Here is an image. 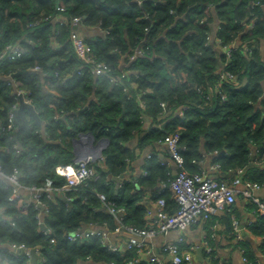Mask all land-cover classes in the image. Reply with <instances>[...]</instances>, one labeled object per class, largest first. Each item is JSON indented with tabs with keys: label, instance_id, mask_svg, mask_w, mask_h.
I'll return each instance as SVG.
<instances>
[{
	"label": "trees",
	"instance_id": "obj_1",
	"mask_svg": "<svg viewBox=\"0 0 264 264\" xmlns=\"http://www.w3.org/2000/svg\"><path fill=\"white\" fill-rule=\"evenodd\" d=\"M56 5L63 10L57 11ZM45 16L49 18L43 20ZM72 16H79L84 26L106 31L83 38L88 54L109 66L108 75L96 77L76 56L70 39ZM244 20L252 21L251 27L245 28ZM244 41L250 55L242 49ZM262 41L264 0H0V52L8 45L20 47L13 59L7 51L0 60V264H30L10 244L37 247L43 264H128L136 255L133 249L111 251L95 234L68 237L82 228L104 232L148 225L142 196L132 192L130 183L115 190L105 171L112 176L124 172L134 157L127 143L134 131L140 132L143 114L153 124L138 146L177 133L189 172L201 171L203 151L219 152L212 160L219 164L218 178L230 181L241 175L264 184ZM231 42L235 46L229 57L215 47ZM137 49L143 54L129 59ZM34 66L41 72L33 71ZM223 69L235 78H222ZM14 87L27 90V103L48 121L47 138L26 107L23 126L14 112L16 136L6 129ZM80 132L107 139L102 161L92 164L98 177L62 188L65 179L55 167L73 161L71 140ZM14 171L22 188H41L46 211L40 213L21 191L10 197L13 186L5 176ZM171 176L167 165L151 155L146 174L138 179L150 188L153 203L164 199L169 213L176 208L173 193L156 185ZM46 180L52 183L51 196L44 190ZM110 206L124 209L119 220ZM248 206L256 209L253 203ZM248 227L263 236L258 249L264 253V217L258 214ZM245 256L252 260L248 251ZM210 259L218 264L214 256Z\"/></svg>",
	"mask_w": 264,
	"mask_h": 264
},
{
	"label": "built area",
	"instance_id": "obj_2",
	"mask_svg": "<svg viewBox=\"0 0 264 264\" xmlns=\"http://www.w3.org/2000/svg\"><path fill=\"white\" fill-rule=\"evenodd\" d=\"M57 11H62L63 7L55 6ZM49 16L43 17V20L48 19ZM63 19V18H62ZM243 22L245 28H249L252 25V21ZM69 22L72 26L70 31V39L73 51L76 56L86 62L89 65V71L92 72L96 77L101 75H108L109 66L102 62L96 60L94 56L88 54L89 48L85 43L83 34H81L76 27H85L87 29L96 28L97 32L105 33L106 31L100 28L99 26H84L81 23V18L79 16H72L69 18ZM88 36V35H87ZM243 42L242 49L247 54L250 55L251 51L249 46ZM264 44V43H263ZM235 46V42L230 44L215 47L220 48V50L227 56H230L231 49ZM9 49V50H8ZM20 47L19 45H8L6 49L0 52V60L5 56L7 51L12 55L8 57L13 59L14 54L18 53ZM264 49V45H263ZM143 54V50L137 49L129 59H134L136 56ZM0 61V65H1ZM33 71H40L41 68L38 66L33 67ZM10 81L14 82V74L8 75ZM221 77L227 80H233L234 75L228 70L223 69L221 71ZM129 85L136 86L134 81H130ZM239 85L237 84V87ZM28 91L21 88H13L11 93L12 103L6 111L7 124L6 129L8 131H13V117L14 112L18 110L21 101L27 102L26 95ZM264 95V90H263ZM161 106L164 107V104L161 103ZM182 114V110L178 112ZM165 144L168 158L172 160L175 165V173L168 179L166 182L161 183L159 191L169 188L173 193V199L176 203V208L172 212H167L165 210V201L161 197L155 203V219L150 221L148 225L144 228H137L134 226H125L123 228L116 229L115 231H125L128 234V239L124 245H111L107 243L106 237L107 232L96 231L95 228L90 230H85V228L75 230L69 235L70 240L80 239L83 236L89 235H100L103 243H105L111 251H123L128 249H133L136 255L128 261V264H131L138 259L141 251L145 248L146 239L155 236L158 233H162L168 230L181 229L184 226L194 224L197 222H208L210 219L215 216L219 211L231 212L234 202L237 197L245 200L247 203H253L256 206V211L258 214L264 217V199H261L257 196L256 192L261 189L264 184H259L257 182H252L249 180H243L241 175H236L230 181L223 180L216 176H210L206 171L202 170L200 172H189L184 165V160L180 154V150L183 149V146L178 143V134L170 133L162 141ZM102 147L96 150V153L93 151L87 153L86 155L72 161L71 163L58 164L55 167V171L58 175L62 176L65 179V185L62 188H68L77 186L83 183L87 179H96L98 174L96 173L93 162L102 161L101 149L106 144L103 142ZM218 153V152H216ZM201 159L198 161V163ZM264 161V157H263ZM160 164H165L163 161H160ZM211 168L218 169V163H212ZM237 173H241L240 171ZM146 174V171L143 172V175ZM0 175H4L0 169ZM18 173L14 171L13 173L6 175V179L13 186L10 197H15L18 192L28 190L30 193L25 196L27 201H33L34 206L42 211H46L45 205L41 202L39 195L42 191L41 188H22L18 183ZM51 181L46 180L44 183V190L49 196H51L52 186ZM101 200H104V195L99 194ZM109 210L116 212L117 219L121 218L124 214L123 208L113 209L112 206L109 207ZM2 216L0 212V217ZM40 225L43 223L40 221ZM214 224H207L208 229L213 230L215 227ZM233 227L237 229V222L234 221ZM44 228V225H43ZM53 241V239H51ZM184 242L183 237L179 238L172 243H166L162 247L163 253L167 257V261L164 262L162 259L157 257H151L153 264H189L194 252V246L187 245L186 247H180V243ZM202 246V245H201ZM10 247L13 249L14 254L21 252L28 257L30 261L29 250L23 245L10 244ZM203 249L207 254V257L210 259L213 257L212 247L209 241V237L203 239ZM37 254V259H41L37 247H33ZM246 260V259H245Z\"/></svg>",
	"mask_w": 264,
	"mask_h": 264
},
{
	"label": "crops",
	"instance_id": "obj_3",
	"mask_svg": "<svg viewBox=\"0 0 264 264\" xmlns=\"http://www.w3.org/2000/svg\"><path fill=\"white\" fill-rule=\"evenodd\" d=\"M77 29V28H76ZM81 34L88 36H95L99 34L96 28L87 29L81 27L77 29ZM260 43L261 51L264 53L263 44ZM53 46H55L53 44ZM135 88V86H132ZM125 94V93H124ZM123 94V95H124ZM127 94H125L126 96ZM124 99V98H123ZM24 104L22 107L27 108L28 116H31L38 124V128L44 138L48 137L46 130L47 120H43L38 116V113L29 105V103L22 101ZM22 112V111H21ZM33 112L36 113L35 118ZM22 114V113H21ZM24 116L25 119L28 116ZM22 116V115H21ZM23 117V116H22ZM30 120V119H29ZM142 127L140 132L134 131L132 138L127 143V146L134 151V157L127 161V167L122 173V178L119 182L111 179L109 174L106 175V180L113 183L114 189L116 190L123 183H130L132 185V192L142 196V201L146 205V219L150 222L156 217L155 215V203L150 200V188L141 185L138 181L140 176H143V172L146 171L147 160L151 155H154L158 162L163 161L168 169H170L171 175L175 173V165L171 159L168 158L165 144L160 141H155L152 144L145 146H138V139L144 133L152 123L151 119L144 114L141 115ZM83 133L80 132L75 138L71 140V153L72 159L80 158L87 153L95 152L100 147L105 138H95L92 136H81ZM77 144L80 149V154L77 156L73 153V147ZM104 148V146H103ZM102 148V149H103ZM101 149V152H102ZM255 151L254 145H251V152ZM219 154L216 152H205L203 151L201 161L198 163L199 168L206 171L210 176H216L217 169L211 168L213 159ZM264 164V161L263 163ZM107 173V170H105ZM121 175V174H120ZM112 176V175H111ZM119 176V175H117ZM115 177V176H114ZM161 183L156 185V188L160 189ZM25 196L30 193L28 190L21 191ZM257 196L264 199V186L256 192ZM248 204L245 200L237 197L234 202L231 212L219 211L213 216L210 221L197 222L184 226L181 229L168 230L162 233H158L155 236L146 239V245L143 251H141L137 260L131 264H153L151 257H157L162 259L164 262L167 261L166 255L162 251L163 245L166 243L175 242L179 236L183 237L184 242L187 245L194 246V252L189 264H212L211 259L207 257L204 249L201 254L198 255L197 247L203 246V239L209 237V241L212 247L214 259L217 260L218 264H264V253L258 249L259 244L262 241L263 236L254 234L249 230V224L254 222L257 217V211L255 209H249ZM234 221L237 222V229L233 227ZM214 224L213 230L208 229L207 224ZM107 232L106 241L111 245H124L128 239V234L125 231H110L103 228ZM203 248V247H202ZM251 254L252 260H247L245 253ZM246 259V260H245ZM30 264H43L40 259L35 260V263L29 261Z\"/></svg>",
	"mask_w": 264,
	"mask_h": 264
},
{
	"label": "water",
	"instance_id": "obj_4",
	"mask_svg": "<svg viewBox=\"0 0 264 264\" xmlns=\"http://www.w3.org/2000/svg\"><path fill=\"white\" fill-rule=\"evenodd\" d=\"M77 29H81V27H79V26H77L76 27ZM89 33H87L86 32V35H88ZM125 97V94L122 96V99ZM24 105H26V104H24L22 101H21V103H20V106H19V108H18V110H17V114L20 116V124H19V126H23L24 124H25V119L21 116V111H22V107L24 106ZM33 115H34V117L36 118L37 117V115H36V113L35 112H33ZM16 130L15 131H13V135H14V137L16 136ZM81 136H92V134L91 133H89V132H86V133H83ZM74 141H76V139H73ZM104 141H105V144L107 143V139H104ZM77 142V141H76ZM80 152V149L78 148V146H77V144L73 147V153L77 156L78 154H80L79 153ZM77 158H75L74 160H76ZM107 174H109V171L107 170ZM110 175V174H109ZM122 174L121 175H119V176H109L111 179H114L116 182H119L120 180H121V178H122ZM40 227L41 228H43V225H40ZM202 250H203V248H202V246H198L197 247V253H198V255H200L201 254V252H202ZM29 255H30V261L31 262H33V263H35V260H36V258H37V254H36V251H35V249L34 248H30V250H29Z\"/></svg>",
	"mask_w": 264,
	"mask_h": 264
}]
</instances>
